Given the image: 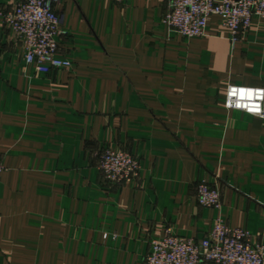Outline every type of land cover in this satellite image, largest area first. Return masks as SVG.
<instances>
[{"label":"crops","instance_id":"0c3cea01","mask_svg":"<svg viewBox=\"0 0 264 264\" xmlns=\"http://www.w3.org/2000/svg\"><path fill=\"white\" fill-rule=\"evenodd\" d=\"M166 4L59 0L72 67L49 73L0 15V264H146L152 238L201 239L218 214L264 248V119L225 105L231 85L264 89V19L232 42L212 15L186 38ZM106 146L139 159L136 179L104 182Z\"/></svg>","mask_w":264,"mask_h":264},{"label":"built area","instance_id":"2783aa9c","mask_svg":"<svg viewBox=\"0 0 264 264\" xmlns=\"http://www.w3.org/2000/svg\"><path fill=\"white\" fill-rule=\"evenodd\" d=\"M58 2L21 0L13 9L0 13L7 29L23 43L25 62L34 63L40 73L72 67L70 60L57 56L60 39L68 34L56 10ZM166 3L162 23L170 32L186 38L204 35L212 15L220 17L232 42L250 28L253 17L264 19V0H166ZM225 105L264 119V89L231 85L226 91ZM3 168L0 162V172ZM98 168L106 184L120 186L137 178L140 163L129 151L106 146ZM220 197L215 186L204 180L197 183L196 199L200 206L220 210ZM108 237V233L103 234L104 239ZM252 237L249 230L229 226L218 214L212 230L201 239L179 237L169 231L160 238H152L144 260L146 264H264V248Z\"/></svg>","mask_w":264,"mask_h":264},{"label":"snow or ice","instance_id":"6c2138e0","mask_svg":"<svg viewBox=\"0 0 264 264\" xmlns=\"http://www.w3.org/2000/svg\"><path fill=\"white\" fill-rule=\"evenodd\" d=\"M250 95V94H249Z\"/></svg>","mask_w":264,"mask_h":264}]
</instances>
